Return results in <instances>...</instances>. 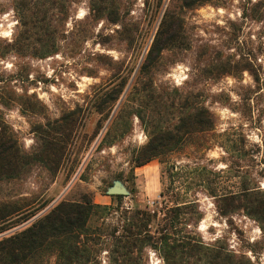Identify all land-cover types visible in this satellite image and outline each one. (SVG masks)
<instances>
[{
  "label": "rangeland",
  "instance_id": "1",
  "mask_svg": "<svg viewBox=\"0 0 264 264\" xmlns=\"http://www.w3.org/2000/svg\"><path fill=\"white\" fill-rule=\"evenodd\" d=\"M91 4L0 0L3 126L32 152L40 145L39 129L71 113L80 120L56 177L34 166L22 180L1 186L0 200L47 203L37 217L85 194L111 206L96 223L101 241L92 264H111L108 241L114 228L121 231L126 212L147 206L154 216L147 229L153 240L134 257L139 264H166L158 240L184 197L192 205L171 234L208 250L194 253L188 264H220L213 257L220 251L232 256L233 264H264L259 223L243 210L222 215L212 194L237 193L240 176L264 191V0H212L192 8L180 0H118L120 23L108 15L94 18ZM168 10L181 21L182 45L156 59L152 83L165 92L196 96L215 127L187 138L183 150L136 168L132 160L149 135L133 104L124 105L144 82L141 70ZM47 44L52 52L44 56ZM123 85L109 118L98 114L94 104ZM118 182L129 192L120 199L107 193ZM40 264H57V259L47 252Z\"/></svg>",
  "mask_w": 264,
  "mask_h": 264
},
{
  "label": "trees",
  "instance_id": "2",
  "mask_svg": "<svg viewBox=\"0 0 264 264\" xmlns=\"http://www.w3.org/2000/svg\"><path fill=\"white\" fill-rule=\"evenodd\" d=\"M42 1L52 4L57 2ZM117 1L92 0V15L96 19L108 15L114 23H120V13L115 4ZM180 1L184 8H192L212 0ZM180 22L174 11L166 12L141 70L144 82L131 92L128 105H124L129 109V105L133 104L135 115L143 122L149 135L148 144L140 149L132 160L136 168L144 167L166 153L183 150L187 138L212 131L215 127L213 115L208 109L196 103V96L181 95L174 91L165 92L152 83L151 69L155 66L156 59L164 51L178 49L182 45ZM45 33L46 31L42 29L43 36ZM48 48L47 44L41 50L44 56L52 52ZM125 85L111 90L94 104L98 114H105L106 118H109L124 93ZM3 101L4 99L0 97V104H3ZM21 106L26 107L27 102ZM79 127L80 120L78 122L76 113L67 114L60 121L48 124L45 131L39 129L40 145L34 151L27 152L19 139L3 126L0 117V188L12 181L22 180L34 166L38 165L46 168L52 177H56L66 161L70 147L73 146ZM97 135L98 133L94 139ZM240 179V190L237 193L220 192L218 195L213 190V196L219 198L218 209L222 215L243 210L258 222L264 231V191L252 185L247 178L240 176ZM162 196L164 194H160V197ZM20 201L10 198L0 200V235L34 219L20 231L0 239V264H40L47 252L55 255L57 264H92L93 255L97 253L94 248L101 241L96 223L100 220L101 214L112 209L111 206L96 204L91 196L85 194L79 200H64L37 217L45 210L47 203L32 206L33 203L30 201L25 199ZM176 205L169 217L170 227L166 226L161 230L158 242L161 244L160 250L166 264H188L187 260L191 259L194 253L208 254V250L202 246H193L189 239L179 240L174 237V233L171 234L174 225L179 222L180 215L192 204L183 197L177 200ZM137 208L126 212V224L122 226L121 231L114 228L110 236L111 240L108 242L112 247L111 264H139L134 254L153 240L147 229L154 216L150 214L147 206L142 209L138 205ZM213 257L219 259L220 264H233V257L221 251Z\"/></svg>",
  "mask_w": 264,
  "mask_h": 264
},
{
  "label": "water",
  "instance_id": "3",
  "mask_svg": "<svg viewBox=\"0 0 264 264\" xmlns=\"http://www.w3.org/2000/svg\"><path fill=\"white\" fill-rule=\"evenodd\" d=\"M110 196H126L129 194L128 190L121 183H115L108 192Z\"/></svg>",
  "mask_w": 264,
  "mask_h": 264
}]
</instances>
